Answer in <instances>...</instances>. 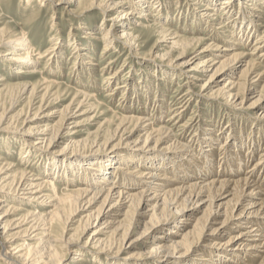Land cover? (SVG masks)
I'll use <instances>...</instances> for the list:
<instances>
[{
  "label": "bare ground",
  "instance_id": "1",
  "mask_svg": "<svg viewBox=\"0 0 264 264\" xmlns=\"http://www.w3.org/2000/svg\"><path fill=\"white\" fill-rule=\"evenodd\" d=\"M25 1L29 3L33 0ZM38 1L41 5H45L44 0ZM47 1L50 4L55 3V0ZM77 1L59 0L62 4H74ZM209 2L208 4L205 3L206 12L200 13L199 19L203 20L207 14L208 16L209 14L215 15L212 20L220 19L221 25L217 30L213 24L206 22L205 27L211 33L214 32L215 40L210 37L211 42L204 45L199 54L195 56V58L200 57L203 60L197 63L193 70L213 71L203 88H215L217 93L227 98L228 106L234 109L243 108L248 100H252L248 105L249 107L263 108L264 69L261 68V64H263L261 60H264V16H262L264 0H211ZM219 2L220 4H218ZM121 4H123L122 0H99L96 5L101 8L104 16H109V13L119 8ZM131 4L134 11L129 9L121 17H110L109 20L127 19L129 15L139 13H135V10L142 8L151 7V10L158 11L160 9L162 11L164 5L160 1L150 3L145 2V0H135ZM217 10L225 17V22L221 21L217 13L212 14ZM150 15V12L142 13V16L145 17ZM133 22L143 26V23ZM229 28H232V32ZM261 28H263L262 31H260ZM160 29L162 34L160 42L171 41L173 48L182 43L193 45L196 42L195 44L198 45L203 40H209V37L184 38L178 32L172 33L163 27ZM152 30L153 27L142 28L146 34ZM88 33L90 35L95 34L93 31ZM252 37L254 38L252 48L245 50V45L250 42L249 39L251 40ZM94 38L105 40L103 54L116 49L119 42L129 43L137 40L135 33L125 29L120 34H116L110 29L106 34L101 33L99 37L95 35ZM0 40V48L6 52L5 61L10 63L14 61L15 64L20 65L19 74H39L41 72L38 69L40 60L45 57L50 60L54 59L60 63V66L62 64L60 61L61 52L59 51L61 45L58 47L59 42L56 38L52 39V43L42 53L37 52L26 33L15 38L8 37ZM67 44L72 49V59L76 61L73 68L80 74L86 73L84 64L90 62L81 61L82 56L87 54L83 53L86 46L77 43V41L74 42L72 39ZM131 44L128 45L131 46ZM89 47L91 48L93 45ZM183 54L182 52L180 56H184ZM90 58L93 57L90 56ZM192 60L185 61V64H190ZM112 61H109V64ZM109 66L103 65L102 70L110 68ZM107 74L109 81L112 79L114 81V78L118 76L117 71ZM191 78L196 79L197 77ZM3 81L4 79L0 77V83ZM41 81L47 83V89L53 84H57V81H51L45 77ZM184 82L185 84L191 83L189 80ZM121 83L117 88L124 89L125 92L130 89L131 83H128L127 80ZM30 85L32 86L30 93L33 96L36 94L37 84L22 83L15 85V87L19 88L22 93H27ZM189 92L190 89H187L179 97L180 100L187 98L190 95ZM76 97L80 98L72 100L70 103L72 107L69 104L54 130L47 126L38 127L37 124L40 123V120L37 114L33 117H26L23 125L28 126V128L24 130L26 131L24 134L32 136L33 145L42 148L45 144L54 142L66 143V147L81 144V142H76L73 137H70L77 131L73 128L72 131L67 130V124L76 116L77 112L93 111L95 106L90 104V101L94 99L95 95L92 92L77 89ZM191 97L185 98L180 103L177 102L169 120L181 118L187 110ZM43 101L42 98L39 111L42 109ZM5 118L6 116L2 115L0 122ZM258 118L259 120L264 119V112L259 114ZM117 120L118 124L114 136L118 138V141L113 146L116 148L127 147L140 153L131 152L130 155L126 153L127 156L125 153H118L114 157L113 155L109 156L108 159L96 153L98 157L89 163L84 162L83 159H76L65 164L60 159L49 158L55 163H51L53 167L51 171L48 170L50 175L60 172L63 165H65L64 170L68 171L69 180L74 179L71 174L75 171H80L79 176L82 177L83 174L89 175V179H82V186H77L74 190L69 189L60 193L55 181L57 176L51 177L52 179H44L40 177V174L22 171L21 177L14 184L12 183V186L10 183L9 191L12 190L13 192L11 196L5 190L8 183L3 185L2 178H0V260L4 264H62V258H58L60 246L66 247V250L69 251L84 252L87 244L94 246L105 244L104 235L111 228H114L115 232L124 229L121 233L122 244L120 246L124 249L138 246L147 247L146 244L156 232L154 244L145 252L151 256L154 255L158 264H253L252 261L251 263L248 262L247 259L249 258L256 260V262L259 260L258 264H264V189H262L260 179V175H264V153L257 162L252 163L245 170L241 169L242 165L237 172L242 170L245 174L238 179L234 178L233 180V177L232 179H220L216 178L217 174L215 176L214 173L213 177L210 175L211 178L208 175L209 172L198 177L196 182H183L179 178L170 176V173L167 174V172L179 166V158L194 153L192 145L181 143L172 127L167 125L157 127L152 118L147 115H142V117H127L126 115L118 117ZM190 124L182 122L178 126L185 133L193 131L195 128V126L191 128ZM76 126L78 127L79 124L74 125V127ZM202 131L200 136L195 132L194 137L197 138L199 149L203 151H206L203 147H211V143L216 142H213L214 136L224 134L223 136L226 135L228 139L231 137L230 140L226 139L225 143L222 144V150L228 146L232 147L234 144L236 147H240L237 145V137L242 136V139L244 138L241 130L239 134H235L237 133L235 132V123L233 125L227 124L225 127L217 125L210 132L208 129L204 131L202 128ZM255 133H257L258 138L264 137V128L257 126L255 130H250L248 136L245 137L246 140H252ZM152 143L155 145H151ZM163 143H168L164 150L155 149ZM205 143H207L206 146ZM214 150L216 149L214 148ZM78 155H82V153ZM131 163L137 164L135 169L132 168L133 170L129 167ZM187 165L189 168L190 164ZM206 177L207 181L205 180ZM186 179L188 180L189 177ZM8 197H11V200L15 202L26 198L27 200L24 201H28L27 203L33 206V210L28 211L24 215L25 217L21 219L22 222L30 223L32 233H35L29 236L30 239H35L32 244L27 243L21 248H11L2 241L1 237L9 226V224L5 225L8 217L15 216V213L20 210L15 205L5 204ZM2 204L6 206V210L3 209ZM68 204L74 207L72 215L67 220H63L65 217L63 212ZM40 207H43V210ZM84 212H88L83 216L87 219L85 220L87 224L84 225L85 233L89 235L84 245L70 238L65 237L63 239L64 235L57 233L55 225L58 222L62 223V221L68 224L72 222L73 216ZM128 218L130 222L127 224L125 222V229L122 220ZM1 229L4 231L1 232ZM202 240H206L207 243L204 244ZM205 246H209V248L202 252L201 250ZM192 255L196 256L192 257ZM78 260L79 262L76 264H80L85 259L78 256Z\"/></svg>",
  "mask_w": 264,
  "mask_h": 264
},
{
  "label": "rangeland",
  "instance_id": "2",
  "mask_svg": "<svg viewBox=\"0 0 264 264\" xmlns=\"http://www.w3.org/2000/svg\"><path fill=\"white\" fill-rule=\"evenodd\" d=\"M133 1L135 2V0ZM133 1L122 0L123 4L119 8L111 11L109 16H104L101 8L96 5L99 0H78L74 4H62L59 0H55V3L50 4V2L44 0L45 5H41L38 0H33L29 3L25 0H0V39L15 38L26 33L37 52L42 53L52 43V39L56 38L59 42L58 47L61 45L59 51L61 52L60 61L62 63L60 66V63L54 59L41 58L38 67L41 70L39 74H19L18 71L21 66L15 64L14 61L11 63L6 62V52L0 48V77L4 79L3 83H0V120L2 115L6 116L0 122V178H2L3 185L8 183L5 190L9 194L13 193L12 190L9 191V187L21 177L24 171L40 174V177L44 179L57 176L55 181L60 193L69 189L74 190L77 186H82V179H89V175L83 174L82 177L79 176L80 171H75V173L71 174L74 179L69 180L68 171L64 170L65 165L61 166V164L60 172L50 175L48 170L51 171L53 167L51 163L54 160L52 161L49 158L60 159L65 164L76 159H83L84 162L89 163L98 157L96 153L106 157V159L111 155L114 157L118 153H125V155L126 153L130 155L131 152L140 153L127 147L120 146L116 148L113 146L118 141V138L114 136L118 124L117 118L126 115L127 117L147 115L152 118L157 127L162 125L172 127L181 143H189L193 146L194 153L190 156L179 158V166L167 172V174L170 173V176L179 178L183 182H196L198 177L204 176V174L209 172V176L213 177L214 174L215 176L217 174L216 178L220 179H232V177L233 180L234 178L238 179L245 174L242 170L237 172L242 165L241 169L245 170V168L262 157L264 153V137L258 138L257 133H255V137L252 140L247 141L245 137L248 136L250 130H255L257 126L264 128V119L259 120L258 118L259 114L264 112V106L263 108L249 107L248 105L252 100H248L243 108L234 109L228 106L227 98L217 93L215 88H203V85L209 81L213 71L193 70V67L203 60L200 57L195 58V56L199 54L204 45L211 42V38L215 37L214 32L211 33L210 30L206 29V22L213 24L217 30H219L218 27L221 25L219 23L220 19L212 20L215 15L209 14L208 16L207 14V16L203 17V20L198 17L200 13L206 12L204 5L205 3H210L209 1L211 0H145V2L148 1L150 3L156 1L164 3L163 9L161 8L162 11L160 9L158 11L155 9L151 10V7L142 8L143 10H135V13H139L129 15L127 19L109 20L110 17H121L129 9L134 11L131 4ZM262 9L264 10V6ZM144 12H150L151 15L148 17L142 16ZM157 12L159 14H156ZM215 13L221 18L222 22L226 21L219 10L214 11L212 14ZM262 16H264V12ZM133 21L143 23V26L134 24ZM112 23L114 24L113 26ZM151 27H153V30L148 34L142 31V28ZM160 27L166 28L172 33L178 32L184 38L209 37V40H203L198 45L195 44L196 42L193 45L182 43L180 46L173 48L171 41L160 42L162 40ZM110 29L116 34H120L124 29L131 31L135 33L137 40L129 43L119 42L116 49L103 54L105 40H99V38L94 37L95 35L99 37L101 33L106 34ZM229 29L232 32V28ZM89 31H93L95 34L90 35ZM71 39L86 46L83 53L87 54L83 55L81 60L82 62H90L89 64H86V62L84 64L87 70L86 73L82 72L80 74L79 71L73 68L76 61L72 59V49L67 44ZM253 40V37L251 40L249 39L250 42L245 45V50L250 49L254 43ZM130 43H132L131 46L128 45ZM90 45H93V47L90 48ZM182 52L184 56H180ZM90 56L93 58H90ZM190 59H193L190 64H185V61ZM111 60L113 61L109 64ZM261 61L263 70L264 60ZM194 62L195 64H193ZM103 65H110V68L102 70ZM115 71L118 72L117 78H114V81L113 79L109 81L107 73H114ZM193 76L197 78H191ZM44 77L51 81H57V84H53L47 89V83L41 81ZM125 80L131 83L130 89H127L126 92L124 89L117 88ZM185 80H189L191 83L185 84ZM22 83L37 84L36 94L32 96V93H30L32 90L31 85L27 93H22L19 88L15 87V85ZM77 89L86 90L95 95L94 99L90 101V104L95 106L93 111L86 113L77 112L76 116L67 124V130L72 131L71 129L73 128V130L77 131L70 137H73L76 142H81V144L66 147V143L54 142L47 143L42 148L38 147L40 148L38 149L32 144V136L24 134L26 133L24 130L28 128V126L23 125L24 120L27 116L33 117L37 114L40 120V123L37 124L38 127L44 128L47 126L54 130L72 100L80 98L76 97ZM187 89H190L188 94H190V97L192 96L187 110L182 114L181 118L173 121L169 120L173 115L177 102L180 103L186 98L180 100L179 97ZM42 98L44 101L41 106L42 109L39 111L38 108ZM182 122L191 123L190 127L193 128L195 126V128L193 131L183 133L178 126ZM234 123L235 132H237L235 134H239L240 130L242 135L244 134L243 139L240 136L236 140L238 142L237 145H240V147H236L234 144L232 147L228 146V148L222 150L221 146L228 138L226 135L223 136L224 134H221L218 136L213 135V142H216L211 143V147H203L206 151L199 149L197 138L194 137L195 132L200 136L203 132L202 128L204 131L208 129L210 132L217 125L225 127L227 124L233 125ZM77 124L79 126L74 127ZM168 143H163L155 149L164 150ZM151 145L154 146L155 144L152 143ZM206 145L207 143H205ZM80 153L82 155H78ZM216 158H219V160ZM186 163L190 164L189 168L191 169L188 168ZM136 165V163H131L129 167L133 170ZM206 165L208 168H206ZM220 168H222L221 171ZM232 168L234 169L232 170ZM205 169L207 172H205ZM217 170L219 171L217 172ZM229 175L231 178H228L230 177ZM188 177L189 181L186 179ZM260 179L262 189H264V175H260ZM205 180L207 181V177ZM24 200L27 199L23 198L15 202L11 200V197H8L5 201L7 205L12 204L18 209L20 208L15 213V216L8 217L5 225L9 224V226L1 237L2 241L11 248H21L24 244H32L35 241V239L29 238L30 235L35 234L32 233L33 230L30 228V223L27 224L21 221L28 211L33 210V206ZM2 207L6 210V206L2 204ZM73 208L70 204L65 207L63 220H67L72 215ZM40 209L43 210V207H40ZM87 213L76 214V216L72 217V222L68 224L64 221L62 223L58 222L55 225V230L57 233L64 235L63 239L65 237L70 238L84 245L89 236L85 233L87 224L85 220L87 219L84 216ZM123 222L126 229V224L130 222V219H124L122 220ZM3 231L1 229V232ZM63 231L67 232L64 233ZM123 231L124 229L120 232H115L114 228L108 229L104 235L105 244L101 246L87 244L84 252L69 251L66 250V247L60 246L58 258H62V264H76L79 262L78 256L85 259L80 264H158L154 255L151 256L145 252L154 244L153 240L157 234L156 232L153 233L150 241L146 244L147 247L138 246L124 249L120 248L122 244L121 233ZM202 241H204V244L207 243L205 242L206 240ZM208 248L209 246H205L201 251L204 252ZM194 256L196 255H192V257ZM247 260L250 263L252 261L253 264L259 263V260L256 262L252 258ZM0 264H4L2 260H0Z\"/></svg>",
  "mask_w": 264,
  "mask_h": 264
}]
</instances>
